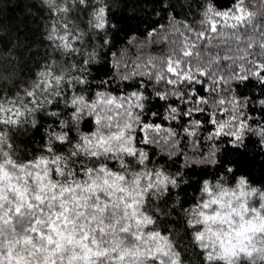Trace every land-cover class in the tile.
I'll return each mask as SVG.
<instances>
[{"label": "clouds", "instance_id": "obj_1", "mask_svg": "<svg viewBox=\"0 0 264 264\" xmlns=\"http://www.w3.org/2000/svg\"><path fill=\"white\" fill-rule=\"evenodd\" d=\"M0 264H264V0H0Z\"/></svg>", "mask_w": 264, "mask_h": 264}]
</instances>
